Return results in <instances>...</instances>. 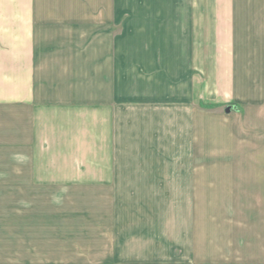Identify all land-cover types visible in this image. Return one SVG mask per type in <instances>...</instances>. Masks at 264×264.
Here are the masks:
<instances>
[{
	"label": "crops",
	"instance_id": "1",
	"mask_svg": "<svg viewBox=\"0 0 264 264\" xmlns=\"http://www.w3.org/2000/svg\"><path fill=\"white\" fill-rule=\"evenodd\" d=\"M263 111L264 0H0V264H264Z\"/></svg>",
	"mask_w": 264,
	"mask_h": 264
},
{
	"label": "rangeland",
	"instance_id": "2",
	"mask_svg": "<svg viewBox=\"0 0 264 264\" xmlns=\"http://www.w3.org/2000/svg\"><path fill=\"white\" fill-rule=\"evenodd\" d=\"M206 110L207 111H217V108L216 107H214V106H207V108H206ZM246 111H247V109L246 108H244V107H242V108H240V110H239V112L241 113V114H245L246 113ZM221 112H223V110L221 111ZM264 112V111H263ZM214 131V130H213ZM211 132V131H210ZM213 156H215V153L214 154H207V157L208 158H214ZM245 156V155H244ZM246 157V156H245ZM246 159V158H245ZM5 206H6V202L5 201H0V215L1 216H4L5 215ZM0 216V218H3V217H1ZM4 251V250H3ZM0 253L1 254H4V252H2L1 250H0Z\"/></svg>",
	"mask_w": 264,
	"mask_h": 264
},
{
	"label": "water",
	"instance_id": "3",
	"mask_svg": "<svg viewBox=\"0 0 264 264\" xmlns=\"http://www.w3.org/2000/svg\"><path fill=\"white\" fill-rule=\"evenodd\" d=\"M231 112V108H228L227 110H226V113H230Z\"/></svg>",
	"mask_w": 264,
	"mask_h": 264
}]
</instances>
